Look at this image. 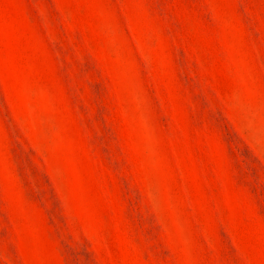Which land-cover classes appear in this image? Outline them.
I'll return each mask as SVG.
<instances>
[{
	"label": "rangeland",
	"instance_id": "obj_1",
	"mask_svg": "<svg viewBox=\"0 0 264 264\" xmlns=\"http://www.w3.org/2000/svg\"><path fill=\"white\" fill-rule=\"evenodd\" d=\"M0 264H264V0H0Z\"/></svg>",
	"mask_w": 264,
	"mask_h": 264
}]
</instances>
